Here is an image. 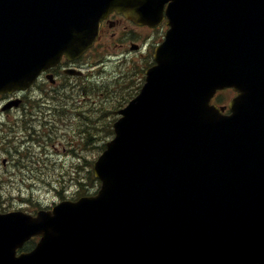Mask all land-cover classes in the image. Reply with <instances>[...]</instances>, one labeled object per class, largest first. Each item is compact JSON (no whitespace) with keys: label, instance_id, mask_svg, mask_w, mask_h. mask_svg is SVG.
<instances>
[{"label":"water","instance_id":"obj_1","mask_svg":"<svg viewBox=\"0 0 264 264\" xmlns=\"http://www.w3.org/2000/svg\"><path fill=\"white\" fill-rule=\"evenodd\" d=\"M165 1L0 0V91L78 56L111 8L152 22ZM171 2L159 64L95 163L100 192L0 214V264H264V0ZM226 86L232 115L209 105Z\"/></svg>","mask_w":264,"mask_h":264},{"label":"rangeland","instance_id":"obj_2","mask_svg":"<svg viewBox=\"0 0 264 264\" xmlns=\"http://www.w3.org/2000/svg\"><path fill=\"white\" fill-rule=\"evenodd\" d=\"M114 52L116 51L112 48L111 53L113 54L108 56L104 61L102 67L106 70L105 78L104 82L100 83L99 89L95 87L94 90L89 86L86 87L88 90L84 91L80 87H70L61 84L63 90H59L55 95H50L53 100L61 98L62 103H67V105L64 108L59 106L57 109L52 107L49 109L48 106H44L42 111L45 112L44 116H47L46 120L37 119L34 121V123L42 122L46 130H49L50 127L52 129L58 128L52 133L53 136L54 134L56 136L53 139L55 143H47V155L45 154L46 150L37 147L35 141L27 142L25 133L18 129L16 122L23 121L21 120L22 111H12L8 115L10 117L15 116V120H0L7 122L8 126H14L18 130L15 135L17 137L13 139V144L15 145L13 153H21L20 171H18L12 165L8 164V166H4L2 160L4 157L8 158V154L4 149H0V211L23 209L34 212L41 207L59 202L63 199V194L68 198H76L79 196L76 183H78V178L80 177L87 188L86 193L96 191L98 185L92 179V173H88L89 169L83 166L84 160L80 161L75 157L85 156L90 161H93L97 157L100 151L98 152L93 146L95 145L94 143H97V140L109 131V123L116 117V112L114 111L123 105L124 98H127V96L131 97L133 94L131 89L128 91V89L115 85V71L119 68L117 63H120L121 57L115 55ZM104 55H108V52L104 51L102 46L93 53H90L86 60L90 62L89 69L96 70L95 68L100 66L99 62L105 58ZM147 58H150V55ZM137 63L135 61L132 64L133 67H137ZM102 67L99 69V72H104ZM60 82L61 79H59ZM140 82V75L138 74V78L131 79L129 84H135V87H138ZM47 87L49 88L48 85ZM114 87L116 89L115 92ZM40 93V91H37L34 94ZM233 95V92H227L223 97V103H227ZM114 98L117 99L116 103H114ZM39 99L42 100V98ZM44 102L42 104L48 105L47 100H44ZM50 111L55 112L57 116L55 122H58L57 125L52 120L55 117H50ZM27 117H30V115H27ZM96 117L100 119L95 120ZM86 120H90L87 126ZM86 127L89 128V131L85 133ZM94 133L97 134L95 136L96 140L95 142L90 141L89 145L92 148L88 149L89 151L85 154L82 145L85 138L84 135L90 136ZM2 136L0 132V140ZM106 141H104V144ZM32 143H36V146H31ZM64 143L68 144V146ZM76 143L82 145V149L73 150L72 145ZM73 153H76L77 156ZM47 165L49 167L43 168ZM82 178H85V180ZM50 183L58 187V190L51 187ZM64 184L67 185L66 189H69L68 191L64 189ZM60 191H62V194H60Z\"/></svg>","mask_w":264,"mask_h":264},{"label":"flooded vegetation","instance_id":"obj_3","mask_svg":"<svg viewBox=\"0 0 264 264\" xmlns=\"http://www.w3.org/2000/svg\"><path fill=\"white\" fill-rule=\"evenodd\" d=\"M112 30H118L119 32H121V34L125 35L126 40L129 41L130 43L137 42L142 44L145 43L146 45L149 43L147 40L150 39L149 32L154 29L137 26L132 22H130L129 20H127L126 18H124L122 15L113 14L110 20L107 21L106 23V32L109 33ZM115 34L116 32L111 33L112 36H114ZM69 86L73 87L72 85ZM13 97L14 96H10V95L0 96L1 106L5 103L6 100L9 101ZM3 129H7V128L3 127ZM8 129L12 130L13 128L10 127ZM6 160H7L6 163H4L3 161L5 166H7V164L16 166V160L12 155H9L8 158H6Z\"/></svg>","mask_w":264,"mask_h":264},{"label":"trees","instance_id":"obj_4","mask_svg":"<svg viewBox=\"0 0 264 264\" xmlns=\"http://www.w3.org/2000/svg\"><path fill=\"white\" fill-rule=\"evenodd\" d=\"M32 243H33V242H30L29 245L32 244Z\"/></svg>","mask_w":264,"mask_h":264}]
</instances>
